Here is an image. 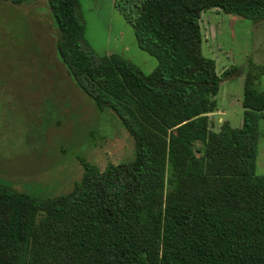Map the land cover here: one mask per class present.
Wrapping results in <instances>:
<instances>
[{"label": "trees", "instance_id": "16d2710c", "mask_svg": "<svg viewBox=\"0 0 264 264\" xmlns=\"http://www.w3.org/2000/svg\"><path fill=\"white\" fill-rule=\"evenodd\" d=\"M46 1L55 46L99 111L112 110L135 154L104 169L81 159L72 190L40 197L0 178V264H264V176L256 175L264 91L250 61L240 127L213 128L219 74L203 53L204 13L264 21V0H125L144 73L86 39L81 0ZM263 72V71H262Z\"/></svg>", "mask_w": 264, "mask_h": 264}, {"label": "rangeland", "instance_id": "374dc122", "mask_svg": "<svg viewBox=\"0 0 264 264\" xmlns=\"http://www.w3.org/2000/svg\"><path fill=\"white\" fill-rule=\"evenodd\" d=\"M125 0H81L86 39L95 51L119 53L144 73L157 57L139 45L123 11ZM204 13L203 53L226 77L216 96L212 126L243 123L244 83L253 61L264 91V21L255 23L215 9ZM218 11V12H217ZM57 27L46 1L14 4L0 0V178L40 197L72 190L83 174L81 159L104 169L130 160L135 141L112 110L99 111L60 59ZM263 71V72H262ZM256 175L264 176V118L260 119Z\"/></svg>", "mask_w": 264, "mask_h": 264}, {"label": "crops", "instance_id": "0c3cea01", "mask_svg": "<svg viewBox=\"0 0 264 264\" xmlns=\"http://www.w3.org/2000/svg\"><path fill=\"white\" fill-rule=\"evenodd\" d=\"M213 10H214V12H216L215 9H213ZM213 10H211V12H212ZM211 12H210V13H211ZM217 12H218V11H217ZM220 12H222V11H220Z\"/></svg>", "mask_w": 264, "mask_h": 264}]
</instances>
